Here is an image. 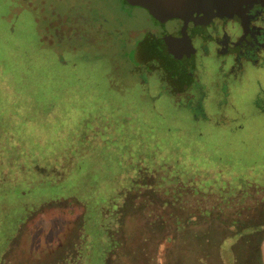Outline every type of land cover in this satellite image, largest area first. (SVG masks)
<instances>
[{"label": "rangeland", "instance_id": "374dc122", "mask_svg": "<svg viewBox=\"0 0 264 264\" xmlns=\"http://www.w3.org/2000/svg\"><path fill=\"white\" fill-rule=\"evenodd\" d=\"M152 22L125 0H0V264L72 262L64 245L84 207L85 264H107L104 208L118 205L119 191L145 170L166 166L170 182L222 195L264 184V67L249 65L232 81L231 107L189 110L160 81L177 72L171 56H159L164 46L148 34L128 38L129 27L155 29ZM204 75L213 80L217 67ZM152 186L124 198L135 209L108 264H153L151 255L156 264H185L188 250L201 264H224L226 256L227 264H264V230L228 237L224 225L203 221L198 234L211 245L195 241L171 223L194 207L172 196L165 206ZM69 199L84 206L61 203ZM252 207L246 222L264 221L263 206Z\"/></svg>", "mask_w": 264, "mask_h": 264}, {"label": "flooded vegetation", "instance_id": "af4514ba", "mask_svg": "<svg viewBox=\"0 0 264 264\" xmlns=\"http://www.w3.org/2000/svg\"><path fill=\"white\" fill-rule=\"evenodd\" d=\"M239 8L233 16L217 9L196 12L187 21L181 18L160 21L144 8L157 23L156 28L129 27L128 38L148 34V41L164 46L165 53L159 56L167 59L171 56L177 72L160 79H166L163 82L170 87L162 88L175 94L189 110L205 113L211 103L226 109L233 105L232 81L241 80L249 65L264 67V0H250ZM161 26V30L157 28ZM161 40L167 42L162 44ZM143 46L153 52L149 45ZM210 64L217 67L218 76L208 81L204 73Z\"/></svg>", "mask_w": 264, "mask_h": 264}, {"label": "trees", "instance_id": "16d2710c", "mask_svg": "<svg viewBox=\"0 0 264 264\" xmlns=\"http://www.w3.org/2000/svg\"><path fill=\"white\" fill-rule=\"evenodd\" d=\"M162 80L164 81L166 79H162ZM163 81L161 82L164 85ZM164 93L165 91L163 90L160 91L158 97L160 96V94L163 95ZM170 95L173 96V99H175L177 104L185 107L181 102H179L180 99L176 97L175 94L171 93ZM262 109L264 110V107ZM165 167L163 168L162 166H159L158 168L156 167L153 170V172H148L146 170L144 172H141V175H139L138 179L133 180V186L130 189H128L127 191H119L121 200L120 201L115 200L118 203V205L116 204L114 207L111 206L108 208H104L105 215L102 226L104 230L109 234V238L111 242L110 251L108 252V256H107L108 259L106 261L107 264L110 256L112 255L114 257L115 254L114 252L116 251V248L122 244L123 239L120 237V234L123 233L122 231H124V221L127 213L128 214L132 213L135 209L134 206L132 210H129L131 208L130 203L132 202L130 201L125 202L124 198L125 197L127 198L129 193L134 191L135 189H137L138 191H142V189L148 185L149 186L153 185L152 186L153 188L149 189V192L156 191L157 189L163 192L165 198L163 197L161 192L159 193V191L157 190L158 191L157 194H160L163 197V202L165 206L167 205V203H170V201H172L173 203L177 201L179 202L180 204L179 206L181 208L183 206H186L188 208L194 207L193 209L187 211V215H186L187 217L185 218H183V216L179 214H175L176 219L175 220L171 219V223L173 224V226H176V229H174L176 232L180 231V229L189 228L188 230L190 231V233L194 234L192 236V239L195 241H200L202 239L201 240L202 242H207L208 245L209 244L211 245V239L204 237V235L201 236L198 234V232H200L199 227L202 226L203 221L204 222L206 221V223L210 221L211 222L217 221L221 226L224 225V227H226L228 230L233 231V233L231 234L229 233L230 235H228V237L233 235L234 231L240 234L239 236L244 238L246 236L253 235L264 230V221L258 220L255 222L252 221L251 223V221L246 222L245 220V216L248 213H250V210H253L255 208L252 207L254 204L255 205L258 204L259 209H262V206L264 208V184L259 185L256 183H252L248 188V190H244L245 193L240 191L237 194H230V195H222L223 193L216 194L215 192L197 189L192 185H187V184L183 185L179 182H170L168 178L166 179L165 175H167L168 172L166 170L167 168ZM169 190H172L171 193L168 192ZM173 192L176 193L170 195ZM168 196H172V199L170 201L168 199ZM129 197L133 198L135 197V195H131ZM129 197L127 198V200L129 199ZM62 202H69L71 204H75V206H80V207L84 206L79 200L76 199L63 200L61 201V203ZM53 203L54 202L52 201L49 204H52L51 206H53ZM121 204L122 205L124 204L123 205L124 209H126L128 212L122 211ZM41 209L38 210L37 212L38 213L41 212ZM139 209L143 211L144 209L146 210V207L141 206L136 209V212H138ZM82 210L83 211L79 213L80 215L78 214L76 216V219L72 221L74 225H72L70 235L65 242L66 244L64 245L65 246L64 254L66 255L67 259L71 258V260L69 261H72L69 264H76L77 261H78L77 264L80 263L85 264L87 258V256H85V253H88L89 250L88 248H91V245H89L88 242V230L84 218L86 211L85 207L84 209L82 208ZM71 213H73V211H71ZM199 216H201L200 218L201 221L199 220ZM154 222L155 221H153V219L147 222L146 233L148 235L152 234V228L154 226ZM166 222L168 221L165 219L163 223H159V224H165ZM198 223H200V225ZM210 223L207 225V228L211 227ZM22 228L23 226L21 227V229ZM239 236H237L236 238H238ZM226 239L227 238L223 240L222 245H220L219 247L223 248ZM156 245H158V242L155 243V247ZM188 249H190V247ZM193 252H190L189 250L186 251L187 259L185 262L183 261L185 264H198V263L201 264L199 261L200 256L198 257V255H196ZM151 256L150 257L152 263L156 264V260H155L156 257L154 255ZM202 257L209 263H214L210 261L214 257L213 255L210 256L206 254L205 256L202 255ZM81 258H83L82 262H81ZM227 260L228 257L226 256V260L224 259V264H227L229 261H231V259L228 261ZM258 260L261 261L259 255H258Z\"/></svg>", "mask_w": 264, "mask_h": 264}, {"label": "water", "instance_id": "95a60500", "mask_svg": "<svg viewBox=\"0 0 264 264\" xmlns=\"http://www.w3.org/2000/svg\"><path fill=\"white\" fill-rule=\"evenodd\" d=\"M133 6L147 9L151 15L160 21L173 18L188 20L194 13H209L217 9L220 13L233 16L242 5L250 0H125Z\"/></svg>", "mask_w": 264, "mask_h": 264}]
</instances>
